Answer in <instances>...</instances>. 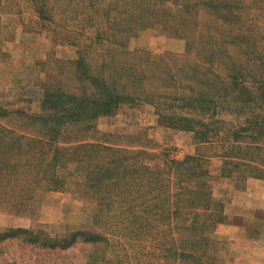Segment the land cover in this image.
<instances>
[{"label": "trees", "instance_id": "trees-1", "mask_svg": "<svg viewBox=\"0 0 264 264\" xmlns=\"http://www.w3.org/2000/svg\"><path fill=\"white\" fill-rule=\"evenodd\" d=\"M26 2L40 19L54 21L66 33L73 25L79 29L76 37L93 29L91 44L104 51L101 64L93 67L91 48L77 45L78 91L45 90L39 113L0 106V212L37 219L46 195L66 189L67 179L58 172L66 152L60 144L82 141L80 127L90 129L98 119L135 103L152 106L162 124L191 133L198 147L218 145L226 177L237 179L239 173L243 180L264 179V52L258 51L260 25L248 23L239 2ZM202 12L215 21H203ZM53 14L63 15L62 20ZM156 26L184 40L186 52L154 59L129 50L131 38ZM224 114L236 119L226 120ZM80 145L111 155L88 166L83 186L100 206L104 202L98 216L116 204L115 218L129 219L118 222L122 236L113 242L97 227L61 237L38 228H8L0 230V243L16 239L67 250L81 240L92 245L87 264H221L213 254L215 231L227 217L223 203L213 197L205 157L190 155L153 168L141 159L142 151Z\"/></svg>", "mask_w": 264, "mask_h": 264}, {"label": "rangeland", "instance_id": "rangeland-1", "mask_svg": "<svg viewBox=\"0 0 264 264\" xmlns=\"http://www.w3.org/2000/svg\"><path fill=\"white\" fill-rule=\"evenodd\" d=\"M234 1L239 2L241 13H245L251 26L260 25L255 29L259 36L258 51L264 52V0ZM53 15L54 20H62L63 15ZM201 19L207 23L215 21L206 12H202ZM210 26L217 29L214 24ZM77 30L73 25L70 33H66L54 21L40 19L26 0H0V106L39 113L45 90L78 91L74 64L79 56L77 45L91 48L88 61L93 67L101 64L104 46L91 44L95 36L93 29L86 30L84 37H76ZM129 50H141L157 59L165 53L184 54L186 42L156 26L131 38ZM223 118L235 120L236 116L224 114ZM80 129L77 136L82 141L60 144L66 152L58 172L67 179L66 189L46 195L37 219L19 218L1 210L0 230L38 228L52 237H61L97 227L113 242L122 236L116 231L120 227L118 222L129 219L115 218L116 204L98 216L101 209L105 211L104 202L100 206L92 191L83 186L88 166L94 167L102 155H111L102 148L95 151L77 148L80 144L97 143L112 149L142 151L145 154L141 159L149 161L153 168L166 167L168 160L201 154L208 162L213 197L223 203L227 217L216 228L218 245L214 246L213 254H218L221 264H264V179L243 180L239 173L237 179L226 177L222 173L224 164L218 145L198 147L191 133L162 124L154 108L145 103L122 106L112 116L98 119L90 129L84 126ZM135 160L136 157L131 164ZM91 252L92 245L81 240L70 249L51 250L11 239L0 243V264H87Z\"/></svg>", "mask_w": 264, "mask_h": 264}]
</instances>
